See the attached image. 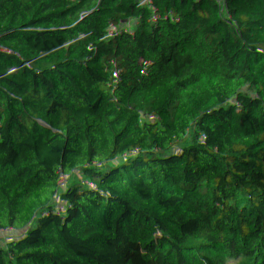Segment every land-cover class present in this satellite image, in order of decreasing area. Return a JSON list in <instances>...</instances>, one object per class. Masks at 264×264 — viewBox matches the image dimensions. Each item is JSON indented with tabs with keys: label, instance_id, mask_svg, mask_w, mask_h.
Masks as SVG:
<instances>
[{
	"label": "trees",
	"instance_id": "16d2710c",
	"mask_svg": "<svg viewBox=\"0 0 264 264\" xmlns=\"http://www.w3.org/2000/svg\"><path fill=\"white\" fill-rule=\"evenodd\" d=\"M170 1L0 0V264H264V0Z\"/></svg>",
	"mask_w": 264,
	"mask_h": 264
},
{
	"label": "built area",
	"instance_id": "2783aa9c",
	"mask_svg": "<svg viewBox=\"0 0 264 264\" xmlns=\"http://www.w3.org/2000/svg\"><path fill=\"white\" fill-rule=\"evenodd\" d=\"M132 6H142L145 9L148 10L149 12V17H150V23H151V29L149 30L150 33H155L156 40L155 44H157L159 38L161 37L162 33L166 30H172V33L174 35V38L177 40L179 36L181 35V23L183 18L186 15H192L194 13H197L199 11H191L189 13H186L183 9H180L177 6V3H172L170 0H132ZM208 12L212 13L213 9L208 8ZM126 22H129L130 19L126 18ZM131 36L127 33L125 30L121 36L119 37L117 41V46L120 47L124 53L128 51L131 48ZM178 48L185 53L186 51V46L182 44H178ZM173 58L176 60V65L165 70L162 78L161 84L157 86V89L160 91L163 89V86L165 84H171L172 79L177 75L178 71L182 72L186 70L190 62L185 59L182 60L180 57V53L178 50H175L173 53ZM146 74V67H144L139 73H137L135 76H131V87L133 91H135L142 83L144 77ZM181 80V79H180ZM41 100H47L49 101L52 105L58 104V100L55 97H45V98H36L34 102H38ZM31 108L33 107L32 105L30 106ZM2 108V101L0 100V109ZM111 109V104L107 107V109L104 112L103 116L108 115L109 110ZM161 110V109H160ZM119 113V109L115 111V113L107 119L106 122H103L102 119L100 121V129L98 130L97 133H104V128L107 124H109L115 116ZM170 118V115L162 110L161 115L158 117L159 121L168 124L169 125V130L173 135L178 134V130L175 127V124L168 122V119ZM104 123V124H103ZM113 149L112 146H107L105 152L109 153ZM70 159L68 157H64L62 161L61 168H67L70 165ZM67 208L72 210L71 205H67ZM108 250V249H105Z\"/></svg>",
	"mask_w": 264,
	"mask_h": 264
},
{
	"label": "rangeland",
	"instance_id": "374dc122",
	"mask_svg": "<svg viewBox=\"0 0 264 264\" xmlns=\"http://www.w3.org/2000/svg\"><path fill=\"white\" fill-rule=\"evenodd\" d=\"M176 50H178V49H176ZM178 51H179V53H180V57H181V59L184 60V59H185V55H184V53H183L181 50H178ZM165 99H167V98L165 97Z\"/></svg>",
	"mask_w": 264,
	"mask_h": 264
},
{
	"label": "crops",
	"instance_id": "0c3cea01",
	"mask_svg": "<svg viewBox=\"0 0 264 264\" xmlns=\"http://www.w3.org/2000/svg\"><path fill=\"white\" fill-rule=\"evenodd\" d=\"M169 87H170V84H169V85H167L165 88H167V89H168ZM167 91L169 92V91H170V89H168Z\"/></svg>",
	"mask_w": 264,
	"mask_h": 264
}]
</instances>
